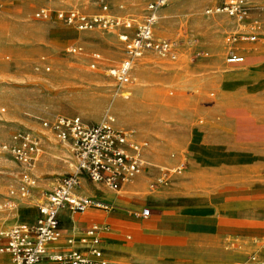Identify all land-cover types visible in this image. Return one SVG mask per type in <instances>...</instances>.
Returning <instances> with one entry per match:
<instances>
[{"label": "rangeland", "instance_id": "rangeland-1", "mask_svg": "<svg viewBox=\"0 0 264 264\" xmlns=\"http://www.w3.org/2000/svg\"><path fill=\"white\" fill-rule=\"evenodd\" d=\"M216 2L172 0L161 10L156 35L175 43L177 58L149 53L139 59L124 92L128 98H123L115 96L110 74L124 54L118 31L78 32L54 12L49 19L35 16L41 6L67 5L60 0H0V143L20 130L43 139L34 168L37 183L29 194H10L22 168L12 158L0 162V224L32 222L29 206H39L46 192L75 169L70 147L45 132L42 123L59 115L98 123L110 112L117 128L148 142L145 160L152 164L134 179L137 185L130 181L125 186L131 188L121 190L137 198V206L123 209L153 233H187V253L207 257L193 259L195 264H242L245 256L246 264H264L259 254L264 235L251 239L258 246L249 247L246 233L222 231L218 224L232 195L255 194L264 210V123L256 126L257 119L264 122V0L250 1V24L258 28L255 41L235 46L227 37L236 23L206 13ZM136 3L144 6L142 0ZM72 46L82 49L69 53ZM231 46L249 48L243 64L227 63ZM94 53L103 58L95 69L90 67ZM249 139L255 142L253 150ZM102 203L107 206L103 210L115 212V206ZM145 207L151 208L150 218L134 213ZM164 213L177 219L171 228L159 225ZM110 236L130 241L135 233L124 229ZM120 261L132 262L126 257Z\"/></svg>", "mask_w": 264, "mask_h": 264}, {"label": "built area", "instance_id": "built-area-1", "mask_svg": "<svg viewBox=\"0 0 264 264\" xmlns=\"http://www.w3.org/2000/svg\"><path fill=\"white\" fill-rule=\"evenodd\" d=\"M60 1L67 5L55 8L41 6L35 16L49 19L54 12L60 22L78 32L118 31L119 39L124 44V54L118 65L110 70L115 82V96L128 98L124 92L133 82L136 62L143 56L155 53L163 58H177L175 43L156 35L160 12L172 0H148L140 18L110 14L108 0H97L102 10L99 13L85 11L76 0ZM251 8L249 0H222L207 8L206 13L225 15L236 23L235 32L227 37V43L235 46L241 41L256 39L255 31L258 28L256 24H250ZM232 46L227 63H243L245 56ZM81 49L72 46L68 51L76 54ZM92 59L90 67L93 69L103 60L100 53H94ZM114 121V116L107 112L98 123H87L80 116L66 115L42 123L45 132L70 147L76 166L72 173L63 175L59 183L46 192L34 222L17 223L0 231V256L8 254L13 264H45L46 261L55 264H111L102 246V236L109 230L108 225L93 224L87 230L78 232V237L67 236V247L62 251H51L50 248L66 237L61 226L62 211L76 213L90 208L107 209L101 201L79 194L82 178L120 190L144 173L148 165L151 166L145 160L148 142L138 140L129 130L117 128ZM42 142L41 135L20 130L9 141L0 143V162L12 158L22 168L20 182L17 187L11 188V195L25 196L35 188L37 178L34 168ZM162 180L159 178L160 182ZM134 213L144 218L152 215L149 207Z\"/></svg>", "mask_w": 264, "mask_h": 264}, {"label": "crops", "instance_id": "crops-1", "mask_svg": "<svg viewBox=\"0 0 264 264\" xmlns=\"http://www.w3.org/2000/svg\"><path fill=\"white\" fill-rule=\"evenodd\" d=\"M131 1L132 0H108L110 5L109 13L121 17H142L148 0H142L144 1V6L141 9L138 8L139 5H137L136 0H133V7L127 9L126 5L129 3L132 4ZM221 1L218 0L216 3ZM78 5L88 12L99 13L102 11L97 0L92 2L89 0L87 4L82 3ZM121 5L122 7H120ZM237 48L240 49L239 51H243L242 54L246 53V51H250L247 47ZM257 121L256 126L258 128L263 126L260 125V123H264L263 121ZM249 141L251 144H247L248 148L253 150L255 142L250 139ZM131 182L133 185H137L139 181L132 180ZM82 185H84V188H81ZM125 185L118 191H112L103 187V184H95L86 178H82V183L78 190L79 194L90 196L101 202L106 201L109 204H112L113 207L115 206L116 210L115 212H111L109 210L90 208L85 212L76 213H70L67 210L62 211L60 214L61 226L66 237H64L60 243L51 245L50 250L62 251L67 247V236L74 235L78 237V232L87 230L93 224H99L102 226H109V230L103 233L102 246L105 249V256L109 259L111 264H123L120 261V258L122 257L130 258L132 260L131 264H195L193 263V259L198 258L199 260H207V257L202 253H187V249H190V239L189 235L185 232L180 233L168 231L162 234H156L144 229V222H139L135 217L131 216L129 213H132V211L123 209L127 204L137 206L136 197L121 193V190L124 187V192L131 188L130 185ZM91 186H93V189ZM257 198L258 197L255 194L251 195L250 192L238 197L232 195L231 197H228V199H231L230 206H227V208L223 210L224 213L218 215V224L223 227V229L220 230L224 231V229H226V231H241L246 233L247 236L245 237L250 240L247 244L249 247H257L258 242L251 241V239H260L264 235V218L261 217L264 215V210L257 206L259 203ZM39 206L33 205L29 206V209L27 208L29 213L34 217L32 222L35 221L38 215ZM160 220L159 225L166 228H171V226L177 221L175 217L168 213H164ZM4 223L0 224V231L10 227L8 225L10 223L7 222V226ZM124 229L134 231L135 236L133 240L127 241L123 238L110 236L117 232L123 234ZM231 234V232L228 233L229 236ZM125 236L128 239H131L132 237L131 234ZM203 249L204 248H201V252L204 251ZM259 254L261 257H264V250H260ZM253 258L255 259V257ZM186 260H189V262L186 263ZM247 260L248 257H242V264L248 263ZM0 264H13V262L8 254H4L0 256ZM45 264L55 263L46 261ZM258 264H260V262H258Z\"/></svg>", "mask_w": 264, "mask_h": 264}, {"label": "bare ground", "instance_id": "bare-ground-1", "mask_svg": "<svg viewBox=\"0 0 264 264\" xmlns=\"http://www.w3.org/2000/svg\"><path fill=\"white\" fill-rule=\"evenodd\" d=\"M144 57V56H143ZM141 59V58H140ZM127 96V95H126ZM150 165H152L151 163H149ZM132 181V180H131Z\"/></svg>", "mask_w": 264, "mask_h": 264}]
</instances>
